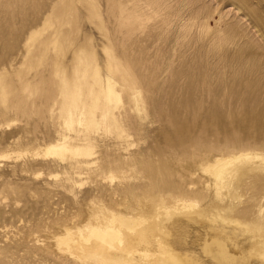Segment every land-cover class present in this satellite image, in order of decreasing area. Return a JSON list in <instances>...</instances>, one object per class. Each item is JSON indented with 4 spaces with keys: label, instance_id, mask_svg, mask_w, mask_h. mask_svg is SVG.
<instances>
[{
    "label": "rangeland",
    "instance_id": "rangeland-1",
    "mask_svg": "<svg viewBox=\"0 0 264 264\" xmlns=\"http://www.w3.org/2000/svg\"><path fill=\"white\" fill-rule=\"evenodd\" d=\"M227 152L264 157V0H0V264L163 197L203 209L165 224L185 264H264V162L217 195Z\"/></svg>",
    "mask_w": 264,
    "mask_h": 264
},
{
    "label": "bare ground",
    "instance_id": "bare-ground-1",
    "mask_svg": "<svg viewBox=\"0 0 264 264\" xmlns=\"http://www.w3.org/2000/svg\"><path fill=\"white\" fill-rule=\"evenodd\" d=\"M64 152L65 148L53 146L46 148L44 155L60 156ZM236 153H223L214 162L205 163L206 172L210 173L214 179L217 195H233V190L229 189L227 183L234 178L241 168L245 167L248 170L262 168L264 157L260 154ZM251 160H260L262 163H253ZM238 188L239 185L236 189ZM169 199L165 200L163 197V200H157L148 207L144 205L136 208V211L133 210L129 214L96 210L84 225L75 228H64L58 238V247L81 264H91L92 262L94 264H183V259L171 249L172 246L167 241L166 235H162L165 232V224L171 223L169 221L177 214L188 216L187 214H193L195 211L200 212L203 209L192 201ZM230 210H232L230 207H220L221 212L217 213L218 217L222 221L226 219L232 222L239 220L238 218L241 215L229 218L224 214ZM243 213L246 212L243 211ZM172 223L176 225L177 222ZM255 245L256 249L261 251V254L262 251L264 253V240L262 243ZM260 256L262 257V255ZM261 259L264 262V255ZM249 263L251 264V262Z\"/></svg>",
    "mask_w": 264,
    "mask_h": 264
}]
</instances>
